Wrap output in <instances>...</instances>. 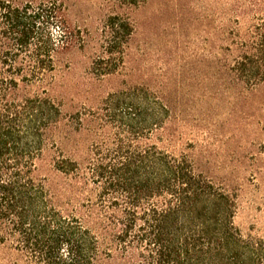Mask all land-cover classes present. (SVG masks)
<instances>
[{
	"label": "trees",
	"instance_id": "1",
	"mask_svg": "<svg viewBox=\"0 0 264 264\" xmlns=\"http://www.w3.org/2000/svg\"><path fill=\"white\" fill-rule=\"evenodd\" d=\"M254 4L227 65L247 87L264 83V0ZM133 32L127 17L107 18L98 76L124 62ZM75 43L66 0H0V247L11 264H264V236L236 224L235 194L152 141L172 117L167 96L136 83L88 118L63 111L50 90L57 55ZM73 121L87 143L67 154ZM48 157L83 216L40 173Z\"/></svg>",
	"mask_w": 264,
	"mask_h": 264
},
{
	"label": "rangeland",
	"instance_id": "2",
	"mask_svg": "<svg viewBox=\"0 0 264 264\" xmlns=\"http://www.w3.org/2000/svg\"><path fill=\"white\" fill-rule=\"evenodd\" d=\"M255 0H66L76 43L56 57V83L50 94L67 115L98 110L109 93L134 84L150 86L171 100L172 117L152 141L174 153H185L197 168L235 194V222L244 234L264 236V83L247 87L227 72L238 40L256 22ZM127 17L134 32L124 62L106 76L94 71L103 54V29L112 14ZM77 123L63 143L86 145ZM74 127V128H73ZM66 129V130H67ZM40 173L68 203L67 178L51 158ZM67 190V191H66ZM14 256L0 247V264Z\"/></svg>",
	"mask_w": 264,
	"mask_h": 264
}]
</instances>
